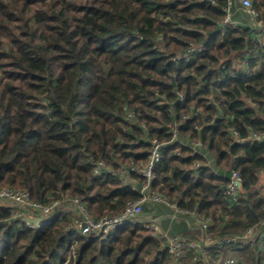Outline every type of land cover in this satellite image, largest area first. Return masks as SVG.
Listing matches in <instances>:
<instances>
[{
	"label": "trees",
	"instance_id": "obj_1",
	"mask_svg": "<svg viewBox=\"0 0 264 264\" xmlns=\"http://www.w3.org/2000/svg\"><path fill=\"white\" fill-rule=\"evenodd\" d=\"M15 2L0 0V187L42 203L66 193L96 219L114 216L143 194L117 176L95 175L94 163L141 166L155 139L162 145L152 190L212 218L204 231L172 223L170 234L209 241L205 264L231 255L237 264L263 263L258 241L215 244L264 222V141L233 144L228 132L264 131V46L249 27L219 31L227 0ZM252 3L264 19V0ZM245 59L254 74L241 72ZM196 140L221 175L239 172L236 203L222 194L227 178L184 144ZM71 219L61 213L32 228L0 205V264H63L75 243L69 264H172L164 240L140 224L86 239ZM179 264H196L192 250L182 249Z\"/></svg>",
	"mask_w": 264,
	"mask_h": 264
},
{
	"label": "built area",
	"instance_id": "obj_2",
	"mask_svg": "<svg viewBox=\"0 0 264 264\" xmlns=\"http://www.w3.org/2000/svg\"><path fill=\"white\" fill-rule=\"evenodd\" d=\"M225 13L224 17L219 21V31L221 33L226 32L229 26H240L249 27L253 31L252 39L256 41L259 45L264 46V19L259 15L258 10L253 6L252 0H227L226 5L223 7ZM235 14H240L239 17H235ZM159 38H162L161 36ZM190 50L201 51L202 46L191 47ZM185 60L190 58L189 55H185ZM264 65V57L258 60V66ZM242 73L245 75H252L256 72L257 67L251 68L249 62L245 59L242 63ZM220 89L217 88V91ZM123 110L126 116H131L132 111L127 107L123 106ZM198 110V109H196ZM197 111H194V114ZM219 116L221 118H229L230 115H225L220 112ZM248 133L246 136H241L238 129L234 126H228V132L231 142L242 143L249 141L252 143L264 141V131H257L251 127H247ZM177 128L174 127V137ZM176 138V137H175ZM192 153L198 152L205 162L204 164L211 168V171L218 176H224L227 178V183L222 187L223 196L232 203H236L241 197L242 193V182L240 174L237 170H231L227 175L219 172L218 168L212 166L213 158L208 156V152L202 150L203 144L201 141H191L185 142ZM161 145L162 143L157 140H152L149 156L146 163L141 166L131 165L129 168L121 166L118 169H114L107 165L103 161L99 160L94 163L93 172L95 175H101L108 173L110 175L117 176L119 180L124 185H131V188L137 190V183H140L136 178L130 176V171H135L140 177L144 179V183H140V191L143 196L138 200L128 201L124 209L117 215L114 216H102L98 219L88 213L84 204L77 197H72L75 220L78 223L73 226L74 218L71 220L69 225L70 229L79 232L86 239L92 238L94 235H105L117 226L137 223L148 229H151L152 235L158 236L164 240L163 249H167L172 255V264H179V259L181 256L182 249L184 247L192 250L193 255L196 258V264H205V254L206 243L209 241L202 239L200 243L192 240H184L179 235L170 234V225L174 222L181 220L180 214H189L193 217L195 224L198 225L199 229L204 231L207 229L209 224L212 222L210 217H200L193 211L187 209L179 208L175 203H171L165 197H163L158 192L152 190L150 187L151 181L154 179L153 169L159 162L161 157ZM176 154H180V151H176ZM235 159V158H234ZM196 167L200 166V163L195 164ZM264 174V168L260 171ZM61 193V192H60ZM59 193V194H60ZM58 194V197H59ZM262 194L264 195V189ZM57 197V198H58ZM56 197H50L49 201L46 203L37 202L30 198L28 192L23 189H19L12 186L0 187V200H6L11 202L8 206L11 207V216L13 219H19L24 223V225L32 228H41L47 222L52 221V219L61 214H70V209L60 208L56 209L57 201ZM159 202L169 207L173 212L167 214L165 218L168 219L167 227H162L159 223L163 218L162 215L154 213L152 203ZM145 203H150L147 206L149 209L146 211L144 208ZM56 210H55V209ZM34 214V218L30 220L28 218L29 214ZM254 241L264 244V222H260L258 226H250L244 231L235 234L224 235L215 241V244H241L246 245ZM263 253V263H264V251ZM216 264H235L234 257L230 256L225 259L217 261Z\"/></svg>",
	"mask_w": 264,
	"mask_h": 264
},
{
	"label": "rangeland",
	"instance_id": "obj_3",
	"mask_svg": "<svg viewBox=\"0 0 264 264\" xmlns=\"http://www.w3.org/2000/svg\"><path fill=\"white\" fill-rule=\"evenodd\" d=\"M11 1H13L14 2V0H11ZM16 2L13 4V5H17V7H19V9H22L23 8V6H22V3H21V0H15ZM19 15H24V14H19ZM136 165V164H135ZM17 188V187H16ZM20 189V188H19ZM59 201H57L58 203H57V205H56V209H60V208H69L70 209V215H71V217H72V219L71 220H73V218H74V222H73V226L74 225H76V227H77V225H78V223L76 222V216L73 214L74 212V209H73V202H72V200H71V197L68 195V194H66V193H60L59 194V197L57 198ZM9 199H6V200H0V205H9V204H11V202L10 201H8ZM150 206L151 204L150 203H145L144 204V208H145V210H148L149 209V207H147V206ZM152 207H153V212L154 213H156V214H158V215H162V214H171L173 211L169 208V207H167V206H165V205H163V204H161V203H159V202H155V203H152ZM54 208V209H55ZM55 209V210H56ZM187 216H189L190 217V220L192 221V225H194L195 223L193 222V219H192V217L190 216V215H187ZM180 217H183L182 216V214H180ZM28 218L30 219V220H32L33 218H34V214H29V216H28ZM165 221V219L163 218V219H161L160 220V224H161V226L163 227V225L162 224H164L163 222ZM191 225V226H192ZM75 227V226H74ZM94 237H101V235H94L92 238H94ZM183 239H184V237H182ZM185 240V239H184ZM189 240H192V241H196V242H198V243H200L201 241H202V236L201 235H199L198 236V239H196V240H194V239H189ZM76 247H77V244L75 243V244H73V246L71 247L72 248V250H71V252L67 255V257H66V260L64 261V263L63 264H69V263H71V261H73V259H75V256H76ZM232 257H234V259H235V264H237L238 262H237V258L235 257V256H233V255H231ZM207 257H208V255L207 254H205V257H204V259H205V262H206V260H207ZM193 261H195L196 262V258H195V256L193 255ZM237 262V263H236ZM243 264H245V262L243 263ZM261 264H264V263H261Z\"/></svg>",
	"mask_w": 264,
	"mask_h": 264
},
{
	"label": "crops",
	"instance_id": "obj_4",
	"mask_svg": "<svg viewBox=\"0 0 264 264\" xmlns=\"http://www.w3.org/2000/svg\"><path fill=\"white\" fill-rule=\"evenodd\" d=\"M161 204H162V203H161ZM163 205H164V204H163ZM166 215H167V214H162L163 218L165 219V221L163 222L164 224H162L164 228L167 227V224H168V219L165 218ZM187 215H189V214H184V215H182L183 217H181V220H182L183 222H185V223L187 224L188 227H191V225H192V221L190 220V217L187 216ZM190 216H191V215H190ZM191 217H192V216H191ZM163 218H162V219H163ZM192 219H193V217H192ZM174 223H178V222H174ZM171 225H172V224H171ZM171 225H170V226H171Z\"/></svg>",
	"mask_w": 264,
	"mask_h": 264
},
{
	"label": "water",
	"instance_id": "obj_5",
	"mask_svg": "<svg viewBox=\"0 0 264 264\" xmlns=\"http://www.w3.org/2000/svg\"><path fill=\"white\" fill-rule=\"evenodd\" d=\"M136 187H137V190H140V188H141L140 183H137Z\"/></svg>",
	"mask_w": 264,
	"mask_h": 264
}]
</instances>
